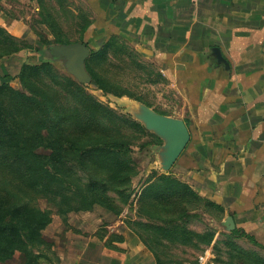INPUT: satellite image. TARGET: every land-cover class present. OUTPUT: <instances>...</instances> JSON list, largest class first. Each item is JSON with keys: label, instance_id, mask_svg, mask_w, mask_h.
<instances>
[{"label": "rangeland", "instance_id": "1", "mask_svg": "<svg viewBox=\"0 0 264 264\" xmlns=\"http://www.w3.org/2000/svg\"><path fill=\"white\" fill-rule=\"evenodd\" d=\"M61 2L0 1V107L12 124L10 134L0 128V206L17 208L19 216L29 210L36 224L46 223L29 240L21 237L13 255L0 264L70 263L75 244L106 235L107 243L122 248L121 228L141 239L156 264H264L263 245L225 219L223 209L174 166L162 169L164 141L134 118L139 102L163 113L164 103L174 101L157 64L116 39L117 44L93 48L97 52L86 61L91 82L80 84L62 61L40 59L34 52L49 29L77 39L74 30H61ZM66 19L70 28L74 19ZM11 22L24 23L28 36L13 35ZM24 61L48 66L22 77ZM78 86L90 96L84 103L75 98ZM47 96L65 115L50 128L43 124V113L36 112ZM82 105L99 110L101 120L94 123ZM82 132L86 141L78 143ZM76 146L92 154L78 159Z\"/></svg>", "mask_w": 264, "mask_h": 264}, {"label": "crops", "instance_id": "2", "mask_svg": "<svg viewBox=\"0 0 264 264\" xmlns=\"http://www.w3.org/2000/svg\"><path fill=\"white\" fill-rule=\"evenodd\" d=\"M61 14V30L77 39L44 48L40 59L65 67L52 46L83 42L92 52L122 39L157 64L174 97L161 114L184 120L191 133L174 167L264 246V0H62ZM10 28L28 36L24 23ZM53 30L60 29H49L50 41ZM117 231L122 248L106 242L110 235L92 238L75 244V259L63 264H156L137 235Z\"/></svg>", "mask_w": 264, "mask_h": 264}, {"label": "trees", "instance_id": "3", "mask_svg": "<svg viewBox=\"0 0 264 264\" xmlns=\"http://www.w3.org/2000/svg\"><path fill=\"white\" fill-rule=\"evenodd\" d=\"M87 29L85 30L86 33ZM55 33V32H53ZM56 39L54 41H50L48 40V38H46L45 41H43L42 43H40L39 47L34 48V52H36L37 54H40L41 56L46 55L48 52L45 51L44 48H48L49 46H51L54 43H65V39L63 37H61L60 35H57L55 33ZM84 39V37H83ZM106 47V46H105ZM104 47V48H105ZM94 50V49H93ZM91 52V56L94 55L97 51H93ZM46 66H48L45 62L41 61L40 65H33V64H28V63H24L22 65V69L20 72V76H24L26 73L32 72V71H38V70H42L44 69ZM95 81L97 83H99V80L95 78ZM3 85V84H1ZM1 87V86H0ZM3 88V87H1ZM99 89H102L101 87H99ZM31 90V89H30ZM32 91V90H31ZM18 94H21L20 92ZM44 94V93H43ZM23 98H25L27 100V102H23V104L27 105L28 104V100L29 98L26 97V95H20ZM86 97H90L88 95V93H86V91L84 89H81L78 87H76V92H75V98L78 100H80L82 103L85 102L84 98ZM39 99H42V97H40ZM31 100V99H30ZM46 101L45 105L44 102ZM45 101H42L41 103L38 104V107L36 108V112L37 113H43V117H46L44 126H47L50 128V126H52L54 123H56L57 121L60 123L61 121H63L64 119V114L61 112V110L59 108H57V106L55 105L54 101L52 100L51 97L47 96V99ZM31 102L34 104L36 103L33 99L31 100ZM48 103H51L53 105V107L51 108L48 107ZM92 105H97L96 103ZM85 108V113L88 115L89 118H91L93 120V122H98L101 120V116L99 114V110H98V114L97 112L93 111L90 107H87V105H82ZM99 108L101 107L100 105H97ZM82 109V108H81ZM80 109V110H81ZM79 110V111H80ZM4 112V109L2 107H0V128H5L7 129V133L10 134L11 131L10 126H12V124H8L2 116V113ZM90 113V114H89ZM61 114V119H57V115ZM84 117L85 114L83 113ZM57 124V123H56ZM60 125V124H57ZM49 132V131H47ZM81 135L83 136L82 139H78L77 142L78 143H84L85 140V136L86 133L84 134L83 132L81 133ZM58 147L62 150H64V148H62L61 144L58 143L57 144ZM90 148H87L85 146H76L75 147V151L78 154V159L79 158H87L88 155H91L92 153H90V151H87ZM19 159L21 160H25L24 157H19ZM28 159V158H26ZM27 168L26 169H30L31 167H29V165H24ZM29 167V168H28ZM3 209H7L4 207L0 206V262H5V260H7L9 257H11L14 253V251L16 250V247L18 245H20L19 240L21 239V237H25L28 240L33 237L32 235H37V233L41 232V230L46 226L45 224H36L35 222V218L33 216V214L29 211V210H22L25 215L24 216H19L21 215L20 210L16 209H10V210H3ZM10 217V218H9ZM7 218H9V220H7ZM40 227V229H39ZM23 264H33L32 261L29 262H25Z\"/></svg>", "mask_w": 264, "mask_h": 264}, {"label": "water", "instance_id": "4", "mask_svg": "<svg viewBox=\"0 0 264 264\" xmlns=\"http://www.w3.org/2000/svg\"><path fill=\"white\" fill-rule=\"evenodd\" d=\"M50 51L53 58L65 61L67 72L74 76L78 82L81 84L91 82V76L86 68V61L91 54L88 45L83 42L61 44L52 46ZM216 55L220 61L225 62L219 50L216 51ZM133 116L147 130L164 141L160 147L159 156L162 169L169 171L176 164L191 139V133L186 123L182 119L158 113L144 103L138 104ZM229 221L235 226L232 219L229 218Z\"/></svg>", "mask_w": 264, "mask_h": 264}]
</instances>
